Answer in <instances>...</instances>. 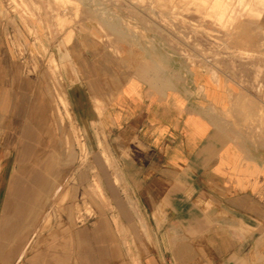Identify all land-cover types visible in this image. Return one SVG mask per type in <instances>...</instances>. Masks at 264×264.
Wrapping results in <instances>:
<instances>
[{"label":"crops","instance_id":"0c3cea01","mask_svg":"<svg viewBox=\"0 0 264 264\" xmlns=\"http://www.w3.org/2000/svg\"><path fill=\"white\" fill-rule=\"evenodd\" d=\"M17 24L0 14V264H264V136L226 125L221 80L201 77L196 97L78 41L81 55L58 63L72 62L74 110L96 111L83 94L101 103L102 147L90 133L88 162L73 147L34 165L59 144Z\"/></svg>","mask_w":264,"mask_h":264},{"label":"rangeland","instance_id":"374dc122","mask_svg":"<svg viewBox=\"0 0 264 264\" xmlns=\"http://www.w3.org/2000/svg\"><path fill=\"white\" fill-rule=\"evenodd\" d=\"M0 14L16 20L32 40L26 71L36 96L48 102L43 129L59 144L43 147L34 165L45 161L42 156L61 163L73 147L81 151V163L88 162L90 133L102 147L101 103L83 94L81 105L91 100L96 111L74 110L67 91L76 80L62 77L63 70L73 75L72 62L81 55L78 41L86 38L83 47L95 57L106 51L112 56L113 70L122 65L130 73L164 75L177 88H192L196 97L205 92L201 77L221 80L229 103L221 112L226 125L244 137L264 136V0H0ZM18 24L15 39L23 38ZM59 54L70 65L61 67Z\"/></svg>","mask_w":264,"mask_h":264}]
</instances>
